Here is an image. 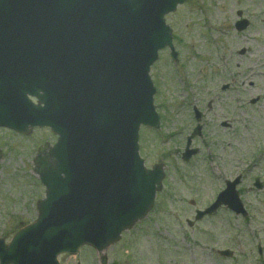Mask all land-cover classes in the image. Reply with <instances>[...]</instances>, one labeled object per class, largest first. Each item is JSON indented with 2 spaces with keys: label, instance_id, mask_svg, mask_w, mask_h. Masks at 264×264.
Here are the masks:
<instances>
[{
  "label": "rangeland",
  "instance_id": "374dc122",
  "mask_svg": "<svg viewBox=\"0 0 264 264\" xmlns=\"http://www.w3.org/2000/svg\"><path fill=\"white\" fill-rule=\"evenodd\" d=\"M237 9L251 22L241 33L232 28ZM169 18L178 61L163 51L151 70L155 103L165 117L160 127L165 141L153 130H144L140 139L146 166L163 163L164 185L150 214L106 251L107 264H264V188L253 186L255 177L264 183V0H188ZM242 47L247 51L239 55ZM204 65L213 66L206 79ZM223 82L232 88L222 98L216 89ZM256 96L259 99L250 104ZM208 99L212 110L204 106ZM191 104L204 111V137L196 141L200 152L183 162L184 136L193 127ZM223 120L231 127L223 129ZM53 140L45 129L28 136L0 129V237L7 241L17 227L36 217L44 188L33 175L32 160ZM237 174L243 175L238 188L246 219L222 209L189 226L186 219L193 220L194 209L206 207L224 180ZM225 248L234 251L232 258L217 255ZM59 260L99 264L89 247Z\"/></svg>",
  "mask_w": 264,
  "mask_h": 264
},
{
  "label": "water",
  "instance_id": "95a60500",
  "mask_svg": "<svg viewBox=\"0 0 264 264\" xmlns=\"http://www.w3.org/2000/svg\"><path fill=\"white\" fill-rule=\"evenodd\" d=\"M40 1L26 0L24 5L19 0H0V23L10 26L14 22L15 26H19L28 22L30 26L22 25L19 30L32 35L31 48L18 62L13 56L5 55L6 51L0 48V65L4 67H0V85L5 83L2 86L5 87L4 96L0 97V125L25 131L27 125H48L59 134V144L43 156L45 163L36 159L38 172L47 188L46 199L38 203V219L19 231L8 246L0 243V264H58V254L76 252L83 244H90L101 253L118 240L121 230L145 215L151 207L155 190L160 188L162 178L160 172H144L138 167L145 178L141 182L131 183L126 192L120 194L122 201L117 200L114 191L126 157L122 151H117L118 144L110 143L114 132L105 136L107 143L95 146L93 142L90 143L86 131L62 127L61 121L66 115L81 116L76 110L82 109L80 91L62 98L55 90L57 83L70 82L74 87V75L86 78L87 85L110 82V87L101 92L105 99L104 106L109 114L120 112L121 103L117 96L121 95L123 84L130 79L126 68L120 66L127 59L128 52L119 48L124 42H119L116 35L107 37L112 32L100 26L96 17L88 15L73 19L72 7L66 8L55 3L50 10L55 13L48 16L49 11L44 14L39 11ZM167 11L168 8L162 9V12ZM61 14V19L54 23ZM90 34L97 36L94 43ZM164 44H170L168 35L153 49ZM96 45L100 50L110 53H99L94 50ZM84 47H88L90 52L83 54L80 48ZM140 51L143 55L144 49ZM135 54L140 56V53ZM59 56L63 57V61H68L67 67L61 66L54 72L56 82L52 84V89H45V95H38L45 107L36 109L25 95L34 91L43 76L35 73L31 65L46 57L58 64ZM130 57L134 58L135 63L142 62L131 54ZM82 58H95L100 62L95 74L84 73L80 62H75L72 67V60ZM148 62L149 58L142 66L143 74ZM42 86L44 81L40 83ZM148 86L150 88L149 83ZM130 95L136 101L134 89L130 90ZM94 97V93H91L89 99L92 101ZM147 97L146 102L149 103V89L145 94ZM33 110L37 114H32ZM13 114H16L15 120L12 119ZM95 154L101 157L100 162L95 161ZM116 165H122L121 170ZM226 194H232V191L228 190ZM230 201V197L221 196L218 203ZM231 207L239 211L233 203ZM101 258L105 263L104 257Z\"/></svg>",
  "mask_w": 264,
  "mask_h": 264
}]
</instances>
